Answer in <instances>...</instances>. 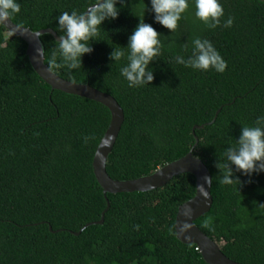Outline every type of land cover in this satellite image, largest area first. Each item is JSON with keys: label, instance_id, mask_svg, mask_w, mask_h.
I'll list each match as a JSON object with an SVG mask.
<instances>
[{"label": "trees", "instance_id": "trees-1", "mask_svg": "<svg viewBox=\"0 0 264 264\" xmlns=\"http://www.w3.org/2000/svg\"><path fill=\"white\" fill-rule=\"evenodd\" d=\"M92 2L19 0L21 11L11 20L32 31L53 30L60 12L86 11ZM221 3L222 22L233 18L230 28L208 29L190 4L172 34L154 23L149 0H124L118 18L101 25L104 32L82 57L81 70L51 66L55 38L45 34L41 42L53 72L113 96L122 107L124 123L106 165L112 179L150 175L193 149L213 178V205L195 224L230 260L264 264V173H236L244 182L238 188L220 185L214 166L241 124L264 114V0ZM142 18L163 35L164 47L149 65L152 83L128 88L119 75L124 61L111 67L108 55L112 47L127 46ZM197 36L227 62L224 73L174 62L181 45L190 50ZM26 51L25 41L0 24V264H206L175 230L178 208L196 194L195 177L185 173L161 189L105 196L93 158L110 111L52 90ZM195 126L201 128L193 133Z\"/></svg>", "mask_w": 264, "mask_h": 264}, {"label": "clouds", "instance_id": "clouds-1", "mask_svg": "<svg viewBox=\"0 0 264 264\" xmlns=\"http://www.w3.org/2000/svg\"><path fill=\"white\" fill-rule=\"evenodd\" d=\"M124 0H93L86 11L72 9L60 12L55 17L57 39L50 50L49 63L57 69L81 70L82 57L91 54V44L97 42V37L103 31L101 25L106 20L118 18ZM151 12L154 14V23L175 33L178 22L188 10L190 4L194 6V16L208 29L223 27L230 28L233 18L224 17L221 0H149ZM21 11L19 0H0V24L6 25L11 18ZM146 6L144 5V12ZM10 35L16 31L9 30ZM104 32V31H103ZM40 37V32L32 33ZM162 34L140 19L131 35L126 47H112L108 59L114 64H121L119 75L127 82L128 88L149 86L153 79V69L149 65L161 55L164 44ZM171 46V44L169 45ZM126 50V51H125ZM44 51H40L43 55ZM182 53H187L182 54ZM176 64L194 71L224 73L227 62L208 39L194 37L191 40L190 50L187 44L181 45V52L173 56ZM90 137H84L87 143ZM223 149L222 155L214 165L218 170V183L226 186L242 187L243 183L236 173L251 178L253 174L264 173V114L258 115L251 124H241L239 137ZM194 159H199L194 157ZM213 182L212 177H204V184L198 186L200 195L208 198V189ZM250 182V179L249 181ZM207 185V189L205 187ZM264 207V205H260ZM135 227V226H134ZM191 228L187 222L180 225V234H186ZM187 238V237H185Z\"/></svg>", "mask_w": 264, "mask_h": 264}, {"label": "water", "instance_id": "water-1", "mask_svg": "<svg viewBox=\"0 0 264 264\" xmlns=\"http://www.w3.org/2000/svg\"><path fill=\"white\" fill-rule=\"evenodd\" d=\"M4 27L8 32L9 30L16 31L14 35L25 41L27 44V56L33 70L43 81L51 86L52 90L62 91L70 95L95 101L102 104L110 111V125L99 143L93 158V171L99 185L103 189L105 196L107 194L154 191L163 188L178 175L185 173L192 174L196 179V194L192 199L185 202L178 208L175 220V230L178 240L184 244L196 245L206 264H240L226 257L221 251L220 246L203 231H201L195 224L197 219L201 218L210 211L213 205V197L211 194L212 185L210 189H208L207 199H204L198 191V186L204 184V177H211V174L204 162L200 159H194L193 149L184 157L158 168L150 175L133 180L121 181L112 179L107 173L106 165L124 123V111L122 107L113 96L101 92L89 84H78L65 80L46 65L45 53L40 55V51H44L41 36L49 34L56 40L58 34L52 29L32 31L29 28L16 25L12 22V20H10V22H8ZM35 32H40L41 36L37 37L33 35L32 33ZM196 128L201 127L195 126L193 128V133ZM205 187L207 189L208 186L205 185ZM108 208L109 204L107 209ZM103 220L104 217L102 216L101 221L98 223L101 224ZM185 222L190 224L191 228L186 234H180V225ZM90 225L91 224H87L85 227Z\"/></svg>", "mask_w": 264, "mask_h": 264}]
</instances>
